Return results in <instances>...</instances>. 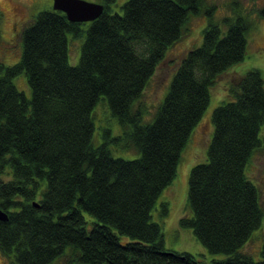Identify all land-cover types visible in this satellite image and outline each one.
<instances>
[{"label":"trees","instance_id":"trees-1","mask_svg":"<svg viewBox=\"0 0 264 264\" xmlns=\"http://www.w3.org/2000/svg\"><path fill=\"white\" fill-rule=\"evenodd\" d=\"M101 0L103 15L71 23L46 10L23 31L21 60L0 61V251L15 264H264L242 252L264 222L259 189L246 176L262 150L264 79L253 69L230 88L213 113L206 163L192 169L191 216L180 221L224 260L205 263L166 249L152 211L177 175L181 155L210 104L218 77L242 62L254 24L236 14L210 22L200 47L187 51L153 121L140 102L169 49L179 42L205 0ZM264 16V7L260 10ZM83 39L77 65L69 39ZM1 41V18H0ZM26 75L29 100L14 84ZM103 100L121 134L93 143V114ZM104 103V105H105ZM114 151L136 153L133 160ZM36 203L38 206H35ZM167 215L168 205L163 203ZM94 217L89 223L84 213ZM132 241L122 243L120 237Z\"/></svg>","mask_w":264,"mask_h":264},{"label":"rangeland","instance_id":"rangeland-1","mask_svg":"<svg viewBox=\"0 0 264 264\" xmlns=\"http://www.w3.org/2000/svg\"><path fill=\"white\" fill-rule=\"evenodd\" d=\"M91 3H100L101 0H84ZM127 0H118L112 6L113 13H123L122 6ZM54 0H0L1 18V41H0V61L10 67L17 64L23 54V31L37 17L46 10L53 9ZM207 4L202 14L190 17L187 29L182 39L173 45L165 58L158 66L156 73L146 87L140 100L147 109L146 123L153 121L158 107L164 101L180 62L185 57L187 51L200 47L204 40V30L210 22L221 25L223 31L226 28L222 21L227 17L236 14L247 16L254 24L253 29L248 34V48L245 59L230 67L223 75L218 77L216 84L211 90V99L200 122L192 132L189 142L182 152L178 165L177 175L170 186L160 195L154 210L152 220L162 227L163 240L166 249L179 253H189L198 260L211 263L214 260H224L226 255L211 254L196 238L192 229L183 228L180 221L191 216L188 203L189 180L192 169L208 160V150L213 140L215 127L212 122L214 111L223 103L229 102L230 88L235 85L239 76L248 71L256 69L262 73L264 79V16L260 10L264 7V0H205ZM69 39V62L77 65L81 57L83 39H73L68 34ZM17 89L22 92L27 99L32 98V90L28 84L26 75H20L14 79ZM101 100L93 114L94 137L93 143L99 146L103 142V132L110 129L114 136L120 135L121 128L112 115L109 106ZM260 138L263 142L262 150L255 153L247 168L246 176L259 189L260 204L264 208V125L260 131ZM116 158L133 160L138 157L136 153H123L114 151ZM10 174H2L1 181L8 180ZM163 203L168 205V213H163ZM86 220L91 223L94 217L84 213ZM122 243L132 241L127 236L120 237ZM264 244V222L256 230L242 252L249 254L259 262L263 259L262 247ZM0 264H15L14 260L8 258L0 251Z\"/></svg>","mask_w":264,"mask_h":264},{"label":"water","instance_id":"water-1","mask_svg":"<svg viewBox=\"0 0 264 264\" xmlns=\"http://www.w3.org/2000/svg\"><path fill=\"white\" fill-rule=\"evenodd\" d=\"M53 10L64 13L71 23H91L103 15L105 6L84 0H54ZM0 221H8V214L2 209H0Z\"/></svg>","mask_w":264,"mask_h":264}]
</instances>
